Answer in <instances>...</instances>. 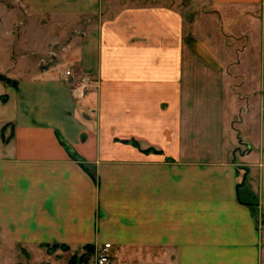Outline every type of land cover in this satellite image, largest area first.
Instances as JSON below:
<instances>
[{"label": "crops", "instance_id": "crops-1", "mask_svg": "<svg viewBox=\"0 0 264 264\" xmlns=\"http://www.w3.org/2000/svg\"><path fill=\"white\" fill-rule=\"evenodd\" d=\"M0 74V242L264 264V0H0Z\"/></svg>", "mask_w": 264, "mask_h": 264}, {"label": "rangeland", "instance_id": "rangeland-1", "mask_svg": "<svg viewBox=\"0 0 264 264\" xmlns=\"http://www.w3.org/2000/svg\"><path fill=\"white\" fill-rule=\"evenodd\" d=\"M58 50H55L57 53ZM55 53V54H56ZM55 56V55H54ZM57 57V55L55 56ZM72 72V71H71ZM67 78L75 77L74 72ZM87 76L75 77L74 84H77L79 78ZM91 79L90 77H88ZM4 84V83H3ZM6 101L5 97H0V102ZM12 125L9 126V128ZM7 126L1 130V138L5 144L13 136V129H6ZM153 151L156 149L150 148ZM90 169L97 172L98 167L90 165ZM94 183L97 189V195H99V209L96 216V224L100 221L108 223L109 216V199L105 196L107 181L101 180V176L98 175L94 179ZM108 189V188H107ZM255 204H250L254 207ZM259 229L264 236V222H262L258 216L255 215ZM258 216V217H257ZM145 238V237H144ZM128 245L121 246L115 243L111 238L102 239V243H88L80 245H72L66 242H43L38 244H12L8 241L0 242V264H95L96 253L104 243H112V249L110 251L112 264H146L145 263V243H138L145 241V239L136 237L131 240Z\"/></svg>", "mask_w": 264, "mask_h": 264}, {"label": "built area", "instance_id": "built-area-1", "mask_svg": "<svg viewBox=\"0 0 264 264\" xmlns=\"http://www.w3.org/2000/svg\"><path fill=\"white\" fill-rule=\"evenodd\" d=\"M66 75L71 76L72 72L67 71ZM90 84H91V79H89L88 76L79 78L77 84H74L72 86V92L75 98L79 100L83 99L87 89L90 87ZM111 249H112V244L110 243L104 244L102 248H100L96 253L95 264H112L111 255H110Z\"/></svg>", "mask_w": 264, "mask_h": 264}, {"label": "trees", "instance_id": "trees-1", "mask_svg": "<svg viewBox=\"0 0 264 264\" xmlns=\"http://www.w3.org/2000/svg\"><path fill=\"white\" fill-rule=\"evenodd\" d=\"M0 82L1 83H4L6 85H9V86H13L15 87L17 84L15 82H13L12 80L8 79L7 77H5L4 75L0 74ZM145 153H149V152H153L152 149L150 148H147L145 150H143ZM155 153H161L160 151L158 150H155L154 151ZM255 222L257 223V220H255Z\"/></svg>", "mask_w": 264, "mask_h": 264}]
</instances>
